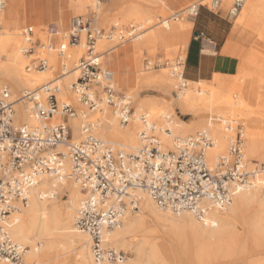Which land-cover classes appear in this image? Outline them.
Instances as JSON below:
<instances>
[{"label":"built area","instance_id":"built-area-1","mask_svg":"<svg viewBox=\"0 0 264 264\" xmlns=\"http://www.w3.org/2000/svg\"><path fill=\"white\" fill-rule=\"evenodd\" d=\"M244 3L245 0H234L227 16L235 18ZM222 4L223 0H203L192 13L196 16L201 6L219 11ZM6 5L7 0H0V12ZM182 12L169 19L178 21ZM93 17L74 16L59 39V26L47 25L44 43L37 38L34 25L23 28L22 37L27 43L24 52L30 57L27 71L47 69L50 52L61 59V73L55 79L25 94L34 123L15 122L17 100L10 87L0 83V264H38L26 262L28 247L12 237L11 215L27 204L30 189L44 177L71 180L83 191L75 225L88 234L97 264L124 262L128 258V253L116 248L110 237L122 225L126 211L140 210L141 191L147 192L163 210L189 212L206 221L213 212L226 210L238 193L261 184L258 178L264 172V160L246 158L244 124L236 120L209 117V124L218 121L230 132L228 152L212 164L207 153L216 140L209 125L193 135L174 137L173 146L167 148L156 134L157 125L149 114L142 111L136 115L132 96L118 90L115 71L104 64V55L114 47L106 51L99 47L103 40L115 45L140 40L149 27L145 23L124 26L115 22L104 29L94 25ZM204 37L203 31L195 34V38ZM82 38L85 52L77 64L79 76L71 85L81 104L78 108L58 94L60 80L68 70L67 45L79 44ZM38 45L40 51L36 50ZM165 64H169L176 90L185 89L186 59L178 56L165 62L159 58L145 60L146 69H160ZM104 107L112 110L122 126L138 119L136 150L117 147L98 135V123L90 115ZM58 114L63 118L56 119ZM70 117L82 120L83 138L79 141H71Z\"/></svg>","mask_w":264,"mask_h":264},{"label":"bare ground","instance_id":"bare-ground-1","mask_svg":"<svg viewBox=\"0 0 264 264\" xmlns=\"http://www.w3.org/2000/svg\"><path fill=\"white\" fill-rule=\"evenodd\" d=\"M224 1L227 4H231L232 2V0ZM71 2L79 6L93 5L94 0H71ZM160 2L164 3L162 0H132L122 2L118 6V12L121 14L123 20H128L131 15H135L138 19L144 20L143 22H149L151 17H149L148 4H159ZM202 2L203 0L187 7L183 13L188 12L187 16L191 18L190 16H194L192 13L193 8ZM13 6V0H11L9 8L12 10ZM93 15V21L96 23L97 16ZM237 16H239L238 21L242 26L260 34L261 39H264V0H245ZM192 20L187 19V24L185 25H191ZM115 22L120 21L117 19ZM15 24H7V31L0 33V81H5L11 86L13 97L17 100L15 104V122L32 124L34 123V119L30 114V103L25 94L27 91L39 89L43 84L47 83V80L53 75L54 68L57 67V60L59 58L57 59V54L55 53L52 57L53 65L50 64L47 69L40 72L27 71L26 65L28 63L26 57L29 56L24 52L27 43L25 39V43L23 42L20 35L21 32ZM66 26L59 30L60 37L67 32ZM44 30L36 29L37 35L43 36ZM146 33L141 39H144ZM37 38L40 39V37ZM42 42L44 43L45 40ZM67 47L69 56H81L85 52V40L82 38L79 44H69ZM257 52L253 47L251 48L244 59L245 67L237 70L236 75L230 78H226L222 74L214 75L215 87L224 86L228 90H231L232 93H228L226 90L222 92L216 88L211 91L212 89L209 90L206 84H203L202 89L199 88L197 90L194 86L198 82L190 80H187V83L191 84V87L177 91L175 84L174 89L171 88L167 69L156 77L155 75L148 76V79L159 83L166 92L171 94L172 99L169 101L170 104L175 101L179 108L185 109L190 114L197 116V127L203 123L205 113L207 112H215L220 118H251L252 120H256L255 116L259 110L257 106L263 109L264 102L259 101L255 104L253 101L255 97H251L244 85L239 83V80L247 79L248 76L254 74L253 72H262L264 74V58L259 56ZM114 54L115 52H110L108 55H104L103 58L106 60L110 59ZM183 58L185 59V57ZM78 61L75 60L74 66L70 68L68 59V70L60 80L62 88L58 97L70 100L76 107L81 108V104L71 89L72 83L79 76ZM248 63L249 65H247ZM226 84L227 86H225ZM144 107L149 109L146 112L151 117V120L158 117L163 119L167 115L164 114V111L158 114L152 101H140L138 109L142 110ZM263 113L261 114L263 115ZM137 114L138 111L136 110ZM90 116L98 123L97 130H99V133L101 132L102 136L105 135L112 140L106 141L124 148L126 145H130V148H133V150L139 147L138 131L140 127L138 119L130 122L128 125L122 126L115 114L109 111L108 107H104L103 111L91 113ZM55 118L62 119L63 116L58 114ZM117 121L119 124H117ZM68 122L73 129L71 141L81 140L83 138L81 118L70 117ZM173 123V129L178 134L186 133L193 129L186 126L184 122L173 121ZM160 124L162 123L158 124L159 129L163 132L161 135L163 139L161 140L167 148H171L173 146V137L177 135L175 136L171 132H168L167 128L163 129ZM208 125L216 140L215 145L209 148L207 153L209 162L212 164L218 157L228 152L230 132L218 121H212L210 124L208 122ZM245 135L247 136L246 158L262 155L264 149V130L248 128L246 133L244 131V139ZM262 174L264 175V172ZM261 175L258 178V182L261 184L248 191L238 193L234 197L232 204L229 206L230 210L225 216L222 217L218 213L223 211H215L212 213L211 219L206 221L189 216V214L192 215L189 212L188 215L184 214L178 218L164 214L149 194L141 191L139 193L141 202L140 210L137 211V214L140 212L138 216H133L131 211H126L122 225L116 228L110 237V240L119 248L133 245L134 257L128 258L124 262H106L104 264H155V262L157 264H164L169 255L179 257L181 251L184 254L193 251L194 259L199 263L204 253L211 250H216L219 254L227 252L228 255L234 256V258L238 256L235 259H239V257L244 258L239 264H264V256L258 257L251 262H246V258L252 255L255 248H257L255 247L256 243L254 241L251 242V237L248 234V236L242 235L237 228L239 218L243 214H247L249 209L257 208L260 213L264 214V199L262 198L264 195L259 190L263 186L262 184H264ZM63 191H67L68 193V200L66 201L68 204L66 205H60L57 201V195ZM83 197L84 193L81 188L68 179L56 180L44 177L41 182L30 189L27 204L21 206L20 210L11 215V235L16 241L28 247L25 254L27 263L67 264V260L70 257L69 254H71L74 264H97L91 252V241L89 236H87L88 234L81 231L76 225L74 226L77 208ZM151 218L160 223L169 222L170 226L190 222L191 231L190 233H180L169 240L159 238L156 234L157 229L149 225ZM254 225L256 226L253 230L254 232L256 231L255 234H262L264 232L263 218L256 220ZM195 248L196 250L194 251Z\"/></svg>","mask_w":264,"mask_h":264},{"label":"rangeland","instance_id":"rangeland-1","mask_svg":"<svg viewBox=\"0 0 264 264\" xmlns=\"http://www.w3.org/2000/svg\"><path fill=\"white\" fill-rule=\"evenodd\" d=\"M101 2L99 3L98 0H94L93 5H75L74 3L71 2L72 5V9L73 12L69 15L68 19L66 20L67 22V26H66V31L69 28L71 19L75 16V15H83L84 17H91L93 16V14H95L97 16V22L94 23L95 26L99 27V28H104V29H108L110 28L117 19H119V23L124 25V26H129L132 23H142L144 20H140L138 19L135 15H131V17L128 20H123L121 14L118 12V7L115 4V1L117 0H100ZM127 1H132V0H125L123 2H127ZM195 0H171L170 3L168 4H164V3H159V4H153V3H149L148 4V10L150 12L149 17H151L149 22H143L145 23L146 27H152L145 35L144 39H140V40H134V41H129L127 43L121 44V45H115V43L103 40L100 42V50L101 51H106L110 48L114 49L110 52H119L121 59H123V67L119 66V63L117 61H108L103 58L104 64L113 69L115 71V76H116V80H117V87L118 90L122 93L125 94H129L132 96L133 98V105L135 107V109L138 111V113L142 112V111H147L149 110L148 108L144 107L142 110L138 109V105L140 103V101H152L155 104L156 110L158 111V114L160 112L164 111V114H167L166 116L168 117H163V119L161 118H153L151 121L155 122L157 125V129H156V134L160 137V139H163V137L161 136L163 134L162 130L159 129L158 124L161 122L162 124H160L162 126L163 129L166 128H170V132L171 134H174L175 136H189V135H193L195 134L197 131L201 130L202 128L208 127V122H209V117L211 115H217V113H211V112H207L205 113V117H204V121L203 123L197 127L198 125V117L190 114L189 111L179 108V106L176 104L175 101L172 102V104L169 103V101L172 99V96L170 93L166 92L164 90L163 87H161V85L159 83H156L150 79H148V76L150 75H155L158 76L160 75L165 69H167L168 71V77L171 81V88L174 89V84H175V80L171 77L170 75V68H169V64H165L163 67H161L160 69H146L145 67V60L147 58H159L162 61H172L173 59L177 58L178 56L181 57H185L187 55V46L186 48H184L183 44H175V45H171V46H166L165 48H159V46L156 44V42L153 41V39H157L158 36V31L160 30V28H157L159 26H162V24L160 23L161 20L163 19H168L167 23L164 22L163 26H171V25H180L183 28H191L190 30V39L193 36V31H194V27H195V20L194 23L192 22L191 25L186 26L185 24H187L186 20L187 19H193V17L195 18V16H190L191 18H188L187 13H183L182 12V16L178 21H174L171 18L174 14H176L177 12L181 11V10H185L187 7H190L191 5H193L194 3H199V2H194L191 3ZM234 0H232L231 4H229V7L232 5ZM225 1L223 0V3ZM9 4H11V0H7V5L6 8L0 12V19L2 22V29L0 31L1 32H5L7 31V24H15L16 27L19 28L20 32H21V38L24 42V38L22 37V30L24 27L29 26V25H33L32 22H29L28 24H26V20L24 19V11L23 9L25 8V0H22L21 4H20V9L18 7L13 6L12 10L11 8H9ZM223 9V6H222ZM225 13H227L228 8H224L223 9ZM222 10H219V12ZM238 17L235 18H230L232 25L234 26V24L236 23V25L241 29V36L242 33L245 29H247V31H252V46L255 49V51L257 52V54L259 56H262L264 58V39L260 37V34L255 33L253 30L245 28L244 26H242L239 21H238ZM259 18H261V16H259ZM35 20L40 21V20H47L48 23L46 25H42V26H35L36 29H41L44 30L46 28L47 25L49 24H55L58 25L57 20L53 19V17L51 16H35L34 17ZM170 21V22H169ZM45 31V30H44ZM65 31V32H66ZM37 37H40V41L42 42L43 40L46 41V33L44 32L43 36H39L37 35ZM260 37V38H259ZM57 38H60V34L58 33ZM36 39V38H35ZM260 39V40H259ZM25 43V42H24ZM256 44V45H255ZM183 46V47H182ZM116 47V48H115ZM261 47V49H260ZM37 51H40L39 49V45L36 49ZM249 50V51H250ZM263 51V52H262ZM108 52L105 55L109 54ZM263 53V54H262ZM57 54V53H56ZM53 55H55V52H50L48 54V58H49V62L51 65H53ZM82 56V55H81ZM81 56L78 57H73V56H69V67L72 68L74 66V61L75 60H79V58ZM59 58V60H57V67L54 68L53 70V75L47 80L50 81L53 78H55L56 76H58L61 73V59L57 54V59ZM27 59V63L30 61V57H26ZM241 60V58H240ZM249 65V63L247 64ZM167 67V68H164ZM245 67V63L244 60L243 61H238L236 62V67L231 69V70H225V71H217L215 74H222L224 75V77L226 78H230L234 75L237 74V70L241 69ZM40 72V71H38ZM252 76H248L247 79H242L239 80V83L244 85V87L246 88V90H248L249 94L251 95V97H255V99L253 100L255 102V104H257L259 101H263L264 102V74L261 73H255ZM125 74L128 77V82L123 84L121 82V75ZM214 75L213 77L208 80V81H199L194 88L195 89H199V88H203V84H206L208 86V89L213 91L214 88L218 89L219 91H227L228 93H232L231 90H228L227 88H225L224 86L219 87L216 86L215 87V82H214ZM254 77V78H253ZM245 81V82H243ZM1 84H7L10 89L11 86L7 83V82H3L0 81ZM244 83V84H243ZM255 83V84H254ZM199 85V86H198ZM251 85V87H250ZM192 85L188 83V86L186 88L191 87ZM227 86V84L225 85ZM13 95V94H12ZM14 98V97H13ZM258 110V114L255 116L256 120H252L250 119H237V118H231L230 120H236L238 122H241L244 124V131L246 133L248 128H257L259 130H264V107L262 109V107L260 108L259 106H257ZM260 109H261V113H263V115L260 113ZM109 111L112 113V110L109 109ZM95 113V112H94ZM157 114V115H158ZM151 119V117H150ZM222 119H227L222 118ZM229 119V118H228ZM173 121H178V122H184L186 124V126L191 127L193 129H191L190 131L186 132V133H180L178 134L174 129V123ZM215 122V121H214ZM117 124L118 121H117ZM139 127H140V123H139ZM125 128V127H124ZM211 129V128H210ZM169 132V131H168ZM97 133L99 136H101L102 138H104L105 140L108 141H112L110 140V138L106 137L105 135H101L99 133V130H97ZM229 133V132H228ZM229 137H230V133H229ZM171 138V137H170ZM174 138V137H173ZM125 145V144H124ZM138 145V144H137ZM245 153L247 154L246 148H247V136L245 135ZM117 147H121L120 145H116ZM128 146V147H127ZM130 145H126L125 148L128 150H133V148H130ZM247 159H252V160H257V161H262L264 160V149H263V154L259 155V156H254V157H250ZM261 179L264 181V175H261ZM264 183V182H263ZM264 186H262L261 188H259L260 192L264 195ZM264 199V196L262 197ZM68 200V193L67 191H63L60 192L57 195V201L59 202L58 204L60 205H66L68 203H66V201ZM160 210V209H159ZM229 207L226 211L223 212H218L220 213V216H225L228 212H229ZM257 210V211H256ZM162 213L167 214L169 216H174L176 218L184 215V214H189L188 212H184L181 215L179 214H174L170 211H166L161 209L160 210ZM249 212L247 214H243L240 218H239V222L237 223V228L239 230V232L242 235L245 236H250L251 237V242H255L257 248H255V251L252 255L248 256L246 258V262H251L254 259L264 256V232L262 234H255L256 231L254 232V228L256 227L254 225L255 221L263 218L264 219V214L260 213V211L257 208H251L248 210ZM74 212V210H73ZM133 216H138L137 211L132 212ZM191 217H194L195 219H197L194 215H190ZM74 222V221H73ZM149 225L151 227H155L157 229V235L159 238H166L167 240L171 239L173 236H176L180 233H190L191 231V224L190 222H185L182 223L180 225L177 226H170V223H160L157 220L151 218ZM75 226V223H74ZM248 234V235H247ZM88 236V235H87ZM39 243V242H38ZM113 245L115 246L114 242ZM118 249H122L124 251H126L128 253V258L134 257V246H124V247H117ZM196 250V248L194 249V251ZM193 251L192 252H188L187 254H184L183 251L180 252V256L176 257L175 255H169L167 257V259L165 260L164 264H239L241 262V260H243L244 258L239 257V259H235L238 256H236L234 258V256H230L228 255V253H217L216 250H211L209 252H205L203 255L202 260L198 263L195 259H194V255H193ZM69 258L67 260V264H74V260L71 254H69ZM127 258V259H128ZM32 263V262H30ZM155 264H157L155 262Z\"/></svg>","mask_w":264,"mask_h":264},{"label":"crops","instance_id":"crops-1","mask_svg":"<svg viewBox=\"0 0 264 264\" xmlns=\"http://www.w3.org/2000/svg\"><path fill=\"white\" fill-rule=\"evenodd\" d=\"M125 0H117V7ZM168 4L171 0H162ZM195 0L194 2H200ZM22 0H13L15 7H20ZM101 1H99L100 3ZM223 9L229 8V4L223 3ZM20 9V8H19ZM213 11L201 6L195 18L193 36L190 39L191 28H183L180 25L159 26L157 39H153L159 48H165L175 44L187 46L185 76L190 81H208L217 71L231 70L236 67V62L243 61L252 46V31L245 29L241 36V29L234 24L227 13ZM24 19L26 24L32 22L34 26H42L47 20L37 21L35 16H51L57 20L59 30L66 26L69 15L73 12L71 0H25ZM240 29V30H239ZM197 31H203L205 37L195 38ZM113 55L108 61H117L123 67V59L119 54ZM241 58V60H240ZM123 84L128 82V77L121 75Z\"/></svg>","mask_w":264,"mask_h":264}]
</instances>
